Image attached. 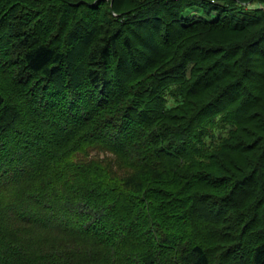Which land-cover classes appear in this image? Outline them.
<instances>
[{
    "label": "trees",
    "instance_id": "16d2710c",
    "mask_svg": "<svg viewBox=\"0 0 264 264\" xmlns=\"http://www.w3.org/2000/svg\"><path fill=\"white\" fill-rule=\"evenodd\" d=\"M96 1L0 0V264H264V0Z\"/></svg>",
    "mask_w": 264,
    "mask_h": 264
},
{
    "label": "rangeland",
    "instance_id": "374dc122",
    "mask_svg": "<svg viewBox=\"0 0 264 264\" xmlns=\"http://www.w3.org/2000/svg\"><path fill=\"white\" fill-rule=\"evenodd\" d=\"M31 1V0H30ZM65 1H69V2H74L75 4L81 2L82 0H44L43 2L40 0H32V2L35 3H40V8L41 9L45 6H50L51 8H54L55 5L59 6V3L64 4ZM85 1H89L92 2L93 4L95 3L96 0H85ZM106 1V6L102 8L101 12L103 13V19L106 21H115L117 23L118 20H124V15L119 12H116L114 10V6H118V3H115V0H105ZM133 0H121L122 4H120L119 7H121L122 11L121 12H125L128 9H130L131 7V3ZM51 2V3H50ZM64 2V3H63ZM98 1H96L97 3ZM42 3L43 4L42 6ZM95 5V4H94ZM254 8H261L263 7L262 5H255L253 6ZM202 11L199 9H194L193 13H189V14H185V18L186 19H190L192 17H202ZM110 19V20H109ZM69 24V23H68ZM73 24V22H72ZM70 25V24H69ZM66 28H58V30H56L54 32V34L52 35V42H59L61 44V46L63 44H65V39L69 40V36L71 34V32H74L73 30L71 31L72 26H65ZM69 32V33H68ZM91 33V32H90ZM88 34L89 32L83 34V37L81 38V40L79 39L77 41V45L78 46H74V52L75 54L73 55V57H71V64L72 66L74 65V68H78L81 63L77 62L78 58L81 57V53H82V47L84 45V43H86L87 38H88ZM15 45V44H14ZM16 47V45L14 46ZM76 63V64H75ZM80 68V67H79ZM6 77V76H5ZM3 82L2 80L0 81V85H2ZM260 179H258V189H257V193L255 196L250 195L249 199L247 198H241V197H234L235 201H239L238 203L235 204V206L239 207V211L235 214L236 217H233L235 219H239V224L241 225V229L244 228L246 226V224L248 223H252L255 222V220L259 217L260 215V222H261V227L259 229H257L258 232H256L254 235L256 238L259 237L260 234H262L264 231V206L262 207H258L261 204H264V196L261 197V194L264 193V174L262 173L260 175ZM254 185H252L253 187ZM233 198V200H234ZM242 203H246V206L243 207Z\"/></svg>",
    "mask_w": 264,
    "mask_h": 264
}]
</instances>
